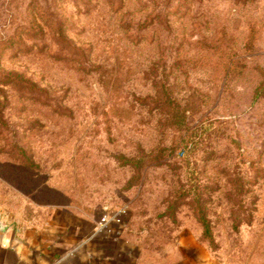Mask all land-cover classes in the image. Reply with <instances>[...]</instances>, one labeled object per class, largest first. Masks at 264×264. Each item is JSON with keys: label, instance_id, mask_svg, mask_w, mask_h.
I'll use <instances>...</instances> for the list:
<instances>
[{"label": "rangeland", "instance_id": "obj_1", "mask_svg": "<svg viewBox=\"0 0 264 264\" xmlns=\"http://www.w3.org/2000/svg\"><path fill=\"white\" fill-rule=\"evenodd\" d=\"M11 73L1 218L124 208L135 264H264V0H0Z\"/></svg>", "mask_w": 264, "mask_h": 264}, {"label": "crops", "instance_id": "obj_2", "mask_svg": "<svg viewBox=\"0 0 264 264\" xmlns=\"http://www.w3.org/2000/svg\"><path fill=\"white\" fill-rule=\"evenodd\" d=\"M1 219L0 264H135L123 230L99 233L97 223L57 217L42 229H21Z\"/></svg>", "mask_w": 264, "mask_h": 264}, {"label": "built area", "instance_id": "obj_3", "mask_svg": "<svg viewBox=\"0 0 264 264\" xmlns=\"http://www.w3.org/2000/svg\"><path fill=\"white\" fill-rule=\"evenodd\" d=\"M127 216L128 211L124 208L107 211L100 218L96 230L99 233L115 229L123 230L127 222Z\"/></svg>", "mask_w": 264, "mask_h": 264}, {"label": "trees", "instance_id": "obj_4", "mask_svg": "<svg viewBox=\"0 0 264 264\" xmlns=\"http://www.w3.org/2000/svg\"><path fill=\"white\" fill-rule=\"evenodd\" d=\"M15 82L21 85L29 84L31 88L35 87V84L30 83L28 80L24 79L22 75H19L17 73H11L0 77V85H9ZM5 100L6 96L4 93H2V90L0 88V101L5 102ZM200 220L205 228V233L210 236V223L202 212L200 215Z\"/></svg>", "mask_w": 264, "mask_h": 264}, {"label": "water", "instance_id": "obj_5", "mask_svg": "<svg viewBox=\"0 0 264 264\" xmlns=\"http://www.w3.org/2000/svg\"><path fill=\"white\" fill-rule=\"evenodd\" d=\"M6 225L4 224V221L0 218V230L5 231L6 230Z\"/></svg>", "mask_w": 264, "mask_h": 264}]
</instances>
